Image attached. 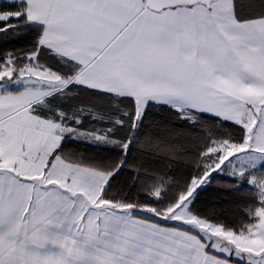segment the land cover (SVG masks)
Masks as SVG:
<instances>
[{
	"label": "snow or ice",
	"instance_id": "6c2138e0",
	"mask_svg": "<svg viewBox=\"0 0 264 264\" xmlns=\"http://www.w3.org/2000/svg\"><path fill=\"white\" fill-rule=\"evenodd\" d=\"M0 264H264V0H0Z\"/></svg>",
	"mask_w": 264,
	"mask_h": 264
},
{
	"label": "trees",
	"instance_id": "16d2710c",
	"mask_svg": "<svg viewBox=\"0 0 264 264\" xmlns=\"http://www.w3.org/2000/svg\"><path fill=\"white\" fill-rule=\"evenodd\" d=\"M12 46L14 45H10V47ZM188 147L190 150L193 148L192 145H188ZM182 175L183 171L177 173L178 177ZM218 188L219 186L214 184L213 190L201 197V204L198 205V207L205 209V211H211L212 209H215L216 212L222 217L227 216L229 219H231L233 216V206L227 203L230 197H228L226 193L219 191Z\"/></svg>",
	"mask_w": 264,
	"mask_h": 264
}]
</instances>
